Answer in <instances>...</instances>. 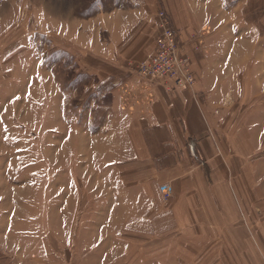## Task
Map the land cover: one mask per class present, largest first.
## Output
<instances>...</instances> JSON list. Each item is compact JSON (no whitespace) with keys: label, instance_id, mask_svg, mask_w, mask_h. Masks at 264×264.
Segmentation results:
<instances>
[{"label":"rangeland","instance_id":"rangeland-1","mask_svg":"<svg viewBox=\"0 0 264 264\" xmlns=\"http://www.w3.org/2000/svg\"><path fill=\"white\" fill-rule=\"evenodd\" d=\"M100 1L102 7L99 0H0V233H46L47 255L37 264H108L113 247L119 249L115 262L128 259L119 176L124 125L145 116L164 88L148 85L137 70L143 60L128 58L125 45L120 62L101 57L98 39L94 44L82 23L126 4ZM165 2L184 52L198 65L196 85L184 91L204 89L194 98L208 107L210 134L222 137L228 159H238L236 137L243 133L247 162L254 152L253 164L264 176V0ZM156 17L148 33L155 48ZM117 72L130 77L108 79ZM119 92L129 104L124 111L121 102L113 104ZM259 189L253 216L260 218L263 243L264 179ZM161 191L163 201L173 199L172 191L170 197ZM132 241L137 253L148 242ZM30 247L37 254L39 247ZM4 263L10 262L0 258Z\"/></svg>","mask_w":264,"mask_h":264},{"label":"crops","instance_id":"crops-1","mask_svg":"<svg viewBox=\"0 0 264 264\" xmlns=\"http://www.w3.org/2000/svg\"><path fill=\"white\" fill-rule=\"evenodd\" d=\"M123 2L126 7L118 12L101 10L83 21L82 30L92 33L94 44L98 39L99 54L107 56L109 62H120L119 49L123 45L128 58L144 61L155 52V40L153 43L148 35L151 27L156 29L155 16L165 8L171 20V10L165 0L159 2V9L157 0ZM102 4L99 0L101 7ZM200 64L205 66L204 62ZM195 66L198 69L193 62L198 78ZM129 77L128 72H117L108 79L126 81ZM157 92L153 108L124 125L125 164L119 178L123 181L126 208L122 222L130 233H123L127 240L122 248L128 259L122 264H264L261 221L258 215L253 216L259 211V183L264 176L253 164L254 152L249 156L251 166L249 158L247 162L243 133L236 137L239 158L228 159L222 137H213L209 132L213 127L208 111L206 114L207 105L201 106L197 100L204 89L168 93L159 88ZM116 101L113 104L121 102L123 111L128 109L120 92ZM142 108L138 107L139 111ZM109 139L112 141V137ZM113 140L115 143V137ZM110 150L109 157L113 159V149ZM166 186L172 191L171 201L162 200L161 189ZM11 229L0 233V258L9 260V264H37L47 255L46 233L36 232L30 237ZM135 239L149 243L135 253L131 250ZM31 245L39 247L37 254L29 251ZM118 250L113 247L110 251L108 264H119L115 262Z\"/></svg>","mask_w":264,"mask_h":264},{"label":"built area","instance_id":"built-area-1","mask_svg":"<svg viewBox=\"0 0 264 264\" xmlns=\"http://www.w3.org/2000/svg\"><path fill=\"white\" fill-rule=\"evenodd\" d=\"M158 36L154 54L141 62L138 72L148 85L161 86L169 90H186L193 88L197 78L193 71V60L184 52L182 36L173 29L166 11L158 13ZM166 196L170 197V187H164Z\"/></svg>","mask_w":264,"mask_h":264}]
</instances>
